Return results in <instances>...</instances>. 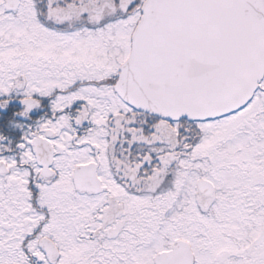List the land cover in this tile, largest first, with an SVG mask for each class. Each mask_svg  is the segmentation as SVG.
I'll use <instances>...</instances> for the list:
<instances>
[{
	"label": "snow or ice",
	"instance_id": "6c2138e0",
	"mask_svg": "<svg viewBox=\"0 0 264 264\" xmlns=\"http://www.w3.org/2000/svg\"><path fill=\"white\" fill-rule=\"evenodd\" d=\"M0 264H264V0H0Z\"/></svg>",
	"mask_w": 264,
	"mask_h": 264
}]
</instances>
